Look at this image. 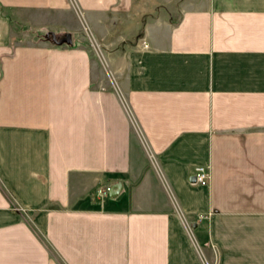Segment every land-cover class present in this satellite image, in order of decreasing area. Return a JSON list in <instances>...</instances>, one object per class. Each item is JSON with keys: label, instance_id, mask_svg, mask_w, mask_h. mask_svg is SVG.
Returning <instances> with one entry per match:
<instances>
[{"label": "crops", "instance_id": "1", "mask_svg": "<svg viewBox=\"0 0 264 264\" xmlns=\"http://www.w3.org/2000/svg\"><path fill=\"white\" fill-rule=\"evenodd\" d=\"M159 1L0 0V264H264V0Z\"/></svg>", "mask_w": 264, "mask_h": 264}, {"label": "rangeland", "instance_id": "2", "mask_svg": "<svg viewBox=\"0 0 264 264\" xmlns=\"http://www.w3.org/2000/svg\"><path fill=\"white\" fill-rule=\"evenodd\" d=\"M134 1H135L134 3L135 15L133 18V23H135L137 20L142 23L143 20L148 16L154 15L156 11L165 8V5L162 4L159 0H134ZM19 24L20 26L18 32H20L21 35L20 39L22 40L31 39L34 41H41L47 38L48 31H43L42 29L33 26H27L26 24H22V23ZM130 31L131 34L133 33L132 35L134 36V38L131 40L139 38L138 36L142 35V29L132 30L131 28ZM86 38H87L86 46L89 48L92 56L103 60L104 56L107 55L106 46L103 44L104 40H102V38H100L98 35H96L95 37L92 33L87 34Z\"/></svg>", "mask_w": 264, "mask_h": 264}, {"label": "built area", "instance_id": "3", "mask_svg": "<svg viewBox=\"0 0 264 264\" xmlns=\"http://www.w3.org/2000/svg\"><path fill=\"white\" fill-rule=\"evenodd\" d=\"M195 182L199 184H209L211 178L210 168L208 166L198 165L194 169ZM111 184H101L95 190V196L100 200L105 199L110 196ZM18 208V207H17ZM206 264H210L209 262Z\"/></svg>", "mask_w": 264, "mask_h": 264}, {"label": "water", "instance_id": "4", "mask_svg": "<svg viewBox=\"0 0 264 264\" xmlns=\"http://www.w3.org/2000/svg\"><path fill=\"white\" fill-rule=\"evenodd\" d=\"M47 38H51L53 43L57 45H63V44L72 45L73 44L72 34L70 32H67L62 36H58L56 33L50 31V32H47ZM193 180H195V177H193ZM121 188H122V183L117 182L113 184L110 189V196L113 197L117 195Z\"/></svg>", "mask_w": 264, "mask_h": 264}, {"label": "trees", "instance_id": "5", "mask_svg": "<svg viewBox=\"0 0 264 264\" xmlns=\"http://www.w3.org/2000/svg\"><path fill=\"white\" fill-rule=\"evenodd\" d=\"M142 33H143V31H142Z\"/></svg>", "mask_w": 264, "mask_h": 264}]
</instances>
